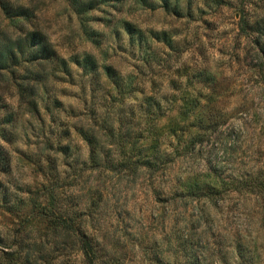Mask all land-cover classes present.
I'll list each match as a JSON object with an SVG mask.
<instances>
[{"label":"rangeland","instance_id":"obj_1","mask_svg":"<svg viewBox=\"0 0 264 264\" xmlns=\"http://www.w3.org/2000/svg\"><path fill=\"white\" fill-rule=\"evenodd\" d=\"M29 1L67 71L55 61L0 71V264H81L41 213L51 203L57 214L72 212L99 193L104 202L90 231L110 250L104 264H264V200L244 191H222L208 203L179 198L171 182L189 172L226 181L264 166V57L258 37L241 31L243 21L255 22L264 44V0H96L83 30L68 1ZM86 56L94 75L71 63ZM103 67L120 79L118 90ZM182 91L202 94L200 106L218 114L219 125L169 173L89 168L77 129L112 158L127 135L136 147L147 138L143 95ZM161 105L171 108L162 126L179 105Z\"/></svg>","mask_w":264,"mask_h":264},{"label":"trees","instance_id":"obj_2","mask_svg":"<svg viewBox=\"0 0 264 264\" xmlns=\"http://www.w3.org/2000/svg\"><path fill=\"white\" fill-rule=\"evenodd\" d=\"M66 1L73 9L78 25L84 29L87 22L86 15L96 7V0ZM103 1L105 2V0ZM140 1L146 2V0ZM162 1L164 4L166 3V0ZM35 11V7L29 0H0V71L10 73L11 68L19 67L21 62L36 64L43 61H55L61 69H66L62 68L66 62L63 58L58 57L48 42L46 33L34 21ZM242 23V32L245 31L244 28L246 31L250 29L249 31L258 37L255 38V45L260 46L259 53L264 57V44L259 42L262 38L261 29L256 30L255 22L249 23L248 20H245ZM126 27L127 33L132 37L135 31L128 24ZM71 63L80 69L83 75L96 73L97 67L90 56L83 57L81 60L73 58ZM101 71L106 79H110L111 89L118 90L120 79L115 77L114 70L110 67H103ZM32 81H34V88L30 93L37 96L41 84L37 77ZM30 93L26 92L27 95ZM202 99V94H188L186 91H182L181 97L174 92L165 95H143L141 106H145L148 117L147 138L136 147V142L132 139L131 134L127 135L126 140L116 144L117 153L112 158L103 154L101 156L103 144H99L96 138L86 130L77 129V134L87 142L89 147V168L99 169L104 165L108 170L113 171L114 168L119 167L122 169L121 171H128L132 175L144 170L155 179L162 178L172 170L173 164L182 162L185 159L184 155L194 152L198 145L203 144L205 135L211 136L218 131V114H205L203 106H200ZM164 102L178 103L179 106H175L174 117L167 119V123L161 126L160 121L165 117V113H169L171 110L168 105H165L166 107L161 105ZM113 121L119 125L120 118H115ZM64 149L66 150V148ZM210 175L212 178L206 181L199 180L201 176L193 172L172 178L171 182L176 184V188L173 189L174 197H190L191 200H203L208 203L214 202L222 191H227L229 194L244 191L254 194L257 199L264 200L263 165L250 169V174L248 172L243 178L238 176L227 178L225 181L220 175ZM100 194L97 200H86L82 206H79L78 203L75 204L72 212L65 211L57 214L53 209L55 205L51 203V207L47 206L44 213H41L40 222L45 224L51 235L60 236L64 233L70 240V245L76 247L81 264H104L103 259L107 256L104 254H110V250L101 238L90 231L95 223H98L96 222V212L100 210V206L104 202ZM68 214L71 215L70 218ZM39 247L41 246L39 245ZM37 249L39 250V248ZM29 260L31 264H37V259L29 258ZM114 261L116 260L110 259V262Z\"/></svg>","mask_w":264,"mask_h":264}]
</instances>
